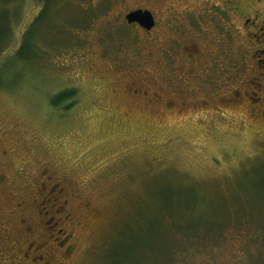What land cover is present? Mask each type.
Segmentation results:
<instances>
[{
	"label": "rangeland",
	"instance_id": "1",
	"mask_svg": "<svg viewBox=\"0 0 264 264\" xmlns=\"http://www.w3.org/2000/svg\"><path fill=\"white\" fill-rule=\"evenodd\" d=\"M223 1L53 0L51 31L38 35L39 58L31 62H18L13 53L43 4L0 3L11 23L0 54V227L18 239L21 225L38 223V210H46L34 199L47 176L68 195L62 200L71 219L64 225L74 231L76 248L69 264H264V119L237 104L206 100L219 98L216 89L224 84L187 101L175 88L169 59L162 56L159 66L151 58V45L156 51L181 36V19L165 9L180 16L195 11L193 19L208 11L200 8H220ZM232 1L253 8L250 13L264 8V0ZM104 5L102 17L97 10ZM135 9L154 12L155 33L103 21L116 18L119 25ZM234 15L229 61L217 53L209 72L214 83L246 79L239 49H247L245 26ZM194 26L190 20L188 28ZM210 29L199 44L225 40ZM175 55L185 71L183 52ZM157 88L175 102L132 95ZM69 90L73 98L51 106ZM204 99L207 104L199 102ZM171 194L179 204L168 213L161 207ZM8 241L0 240L2 250ZM6 254L0 264L29 263L14 260L10 248Z\"/></svg>",
	"mask_w": 264,
	"mask_h": 264
},
{
	"label": "flooded vegetation",
	"instance_id": "2",
	"mask_svg": "<svg viewBox=\"0 0 264 264\" xmlns=\"http://www.w3.org/2000/svg\"><path fill=\"white\" fill-rule=\"evenodd\" d=\"M206 5V4H205ZM207 7H202L200 10H208L202 16L197 18H190V15H197L195 11L192 10H183L182 16L171 11V9H165L169 11V15L173 12L175 14L174 19L177 22L182 21V32L179 40L174 41L173 45L166 46V42L162 46H154L156 51L152 50L151 45V58L152 61L158 63L162 66L163 62L160 58L166 57V60L169 59L171 62L172 75L176 78L178 77V82L175 84L177 91L183 94L184 98H187V101L192 100L197 93L207 90H211L212 87L221 86L224 84L226 88L216 89L218 93L221 94L219 98L212 99L208 98L206 100L215 102H224L230 108L237 104L238 106L244 107L250 116L256 117L259 119H264V8L254 10L250 13L251 8L248 11L240 9L236 6V3L232 0H225L222 2L221 7L213 6L211 8L205 9ZM109 10V7L101 14V16L106 14ZM145 11L146 9H135ZM134 11V10H132ZM149 11V10H147ZM131 11L124 13L121 17V23L119 25L116 23L118 19L107 18L105 22H109L112 26H135L143 29L139 23L128 24L126 22V15ZM153 17V26L149 30H145L148 34L155 33L157 30V20L155 18L154 12L149 11ZM239 13L241 20L243 22L242 27L244 31V45L247 47L246 50L243 49V44L239 46L240 53L242 55V67L246 74V79L243 83L231 85L228 83L229 76H226L219 81L214 83L215 79L213 76L210 77V70L212 69V61H217V53L224 55L229 61L230 55V42L235 38L236 27L234 25V15ZM187 15L189 18H185L184 15ZM103 15V16H104ZM100 16V17H101ZM102 16V17H103ZM101 17V18H102ZM104 17V18H105ZM180 17V18H179ZM100 18V19H101ZM190 20H193L195 24L194 28H188ZM114 21V22H113ZM163 21V20H162ZM220 22V23H219ZM115 23V24H114ZM203 24H206L205 27L207 30H211L210 27L213 26L214 30L225 40H214L211 44H202L200 39L206 37L205 28L202 27ZM131 25V26H130ZM180 25V23H179ZM112 28L108 31L111 32ZM154 38L153 40L157 39ZM215 43L214 48L212 44ZM170 48V49H169ZM181 50L183 52V61L185 62V71H181V67L177 66L175 52ZM174 52L172 55L170 53ZM182 55V54H181ZM176 58V59H175ZM215 63V62H214ZM232 78V77H231ZM233 79V78H232ZM201 82V84L199 83ZM200 86H195V84ZM186 86L184 89H181V86ZM172 87L174 85L171 84ZM212 86V87H209ZM237 86V87H236ZM191 87H194L192 89ZM155 90V89H154ZM157 91H152L147 89L144 91L134 90L132 95L148 100L154 101H165L167 106H170L175 99L162 97L158 92H166V89L157 88ZM208 94V93H207ZM205 99L199 101L200 103H206ZM215 101V102H214ZM207 104V103H206ZM4 180V176L0 173V182ZM50 177H45L42 182L39 184V187L36 189L38 199L34 201L40 202L38 208H45V212H40L38 210V215L40 216L37 224H25L26 220L21 219V236L17 239L16 235L13 232H9L8 229H3L0 227V240H5L11 238L13 241L7 242L5 249L0 248V262L5 261V256L7 249H11L14 255V260L17 262L25 260L29 262L28 264H69L73 259L72 255L75 253L76 248L74 244H70L72 240L73 230L66 228L64 225L65 220L68 219L69 214L66 213L67 200H62L65 196L68 198V195L64 193V190L58 184L52 185ZM40 196H42L41 201ZM24 206V203H19L16 205V210ZM52 213V214H51ZM3 256V258H1ZM15 262V261H13Z\"/></svg>",
	"mask_w": 264,
	"mask_h": 264
},
{
	"label": "trees",
	"instance_id": "3",
	"mask_svg": "<svg viewBox=\"0 0 264 264\" xmlns=\"http://www.w3.org/2000/svg\"><path fill=\"white\" fill-rule=\"evenodd\" d=\"M12 1L15 0H0V3L6 4ZM37 1L43 4V10L40 12L39 16L35 18L31 26L29 27V30L26 32V34H24L22 44L13 53V59L18 62H31L38 60L39 54L34 51L35 44L37 43L38 40H40L38 35L42 32V30H45L47 32L51 31L50 14H51V8H53L55 4H53V0H37ZM105 7L106 5H104V7L101 8L103 11L102 10H97V11L104 13V11L109 6L107 5V8L104 9ZM45 18H46V23L44 26L41 27V24L43 23V20ZM10 31H11V23H10L9 14L6 11L0 10V54L2 52L4 45L8 42ZM2 56L3 55L0 56V63ZM73 97H74V92L71 90L57 94L56 96L53 97L51 106L52 107L59 106L63 101H66ZM178 204L179 203H176L174 201L173 195L171 194L169 197H165V199H163L161 209L165 210L168 213H172L178 208L177 207ZM186 226L191 227L190 225H186Z\"/></svg>",
	"mask_w": 264,
	"mask_h": 264
},
{
	"label": "water",
	"instance_id": "4",
	"mask_svg": "<svg viewBox=\"0 0 264 264\" xmlns=\"http://www.w3.org/2000/svg\"><path fill=\"white\" fill-rule=\"evenodd\" d=\"M125 19L128 24L139 23L145 30L153 26V17L149 11L136 10L126 15Z\"/></svg>",
	"mask_w": 264,
	"mask_h": 264
}]
</instances>
